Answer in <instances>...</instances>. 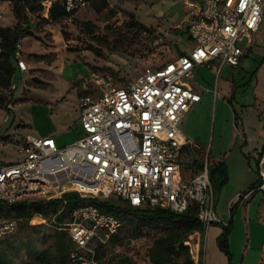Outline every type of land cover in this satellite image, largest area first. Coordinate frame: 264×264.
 I'll return each instance as SVG.
<instances>
[{"label": "rangeland", "instance_id": "374dc122", "mask_svg": "<svg viewBox=\"0 0 264 264\" xmlns=\"http://www.w3.org/2000/svg\"><path fill=\"white\" fill-rule=\"evenodd\" d=\"M0 3L1 25H26L10 1ZM97 4L60 22L45 20L47 13L31 15L32 27L24 33L20 48L28 70L18 68L11 85L0 84V160H23L26 154L21 149L30 135L53 137L60 146L78 140L83 134V80L93 72L108 71L127 83L145 67L164 65L194 47L185 22L190 11L186 0ZM247 44L248 39L240 42L244 47ZM191 81L202 101L181 126L192 140L184 150L182 166L184 174H191L198 169L193 161L201 162L209 152L212 169H216L219 219L212 224L214 256L220 264L223 259L224 264H264V190L253 191L261 180L260 149L253 147L264 136V22L240 66L226 65L220 74L217 67L198 66ZM222 162L226 178L216 168ZM61 207L57 201L54 213ZM36 217L41 220V214L31 222L37 228L19 231L0 244L27 236L39 247L45 245L44 239L49 243L47 236L55 228L52 217L35 223ZM227 228L230 253L222 247ZM102 236L96 237L97 242ZM140 241L148 242L146 238ZM109 250L121 255L130 252L120 244L110 245ZM27 261L25 252L12 258L13 264Z\"/></svg>", "mask_w": 264, "mask_h": 264}, {"label": "built area", "instance_id": "2783aa9c", "mask_svg": "<svg viewBox=\"0 0 264 264\" xmlns=\"http://www.w3.org/2000/svg\"><path fill=\"white\" fill-rule=\"evenodd\" d=\"M55 1H61L74 14L91 3L46 0V11ZM187 4L189 32L195 41L190 51L164 65L145 67L127 83L108 71L93 72L83 80V134L78 140L60 146L53 137L30 135L21 149L26 154L23 160H0V205L11 206L23 200L62 202L60 212L51 217L53 224L67 229L77 243L71 264H99L92 241L102 234L101 240L106 243L124 225L122 218L90 203L75 208L68 220H59L58 215L67 206L66 193L71 191L83 198L117 196L136 207L160 206L178 213L195 205L205 232L218 221L210 153L197 170L183 172L187 136L181 126L192 106L202 100L190 81L199 65L217 67L220 74L226 65L238 67L242 63L247 47L240 42L248 39L251 44L261 30L264 0H200ZM18 47L19 66L28 70L21 58V43ZM259 172L260 184L253 191L264 190V149ZM2 213L0 241L20 227L17 218ZM46 221L41 215V222ZM198 232L186 240L195 262L202 254Z\"/></svg>", "mask_w": 264, "mask_h": 264}, {"label": "trees", "instance_id": "16d2710c", "mask_svg": "<svg viewBox=\"0 0 264 264\" xmlns=\"http://www.w3.org/2000/svg\"><path fill=\"white\" fill-rule=\"evenodd\" d=\"M4 1H10L17 17L26 22V25L21 26L0 24V84L9 86L18 68H20L17 58L18 46L25 36L24 33L32 27L31 15L47 13L44 14L45 20L60 22L63 18L74 13L67 11L61 1H55L49 11H46L44 4L46 0H0V2ZM98 1L104 5L109 4L108 0H91L90 5H98ZM193 162L201 166L198 160ZM219 165L216 168H219L221 174L226 178L225 162ZM215 170L212 169L213 182ZM66 199L67 206L64 212L58 215L59 220H68L75 208L89 203L96 204L104 212L113 213L123 219V227L113 234L106 243L97 242L96 238L92 241L91 245L97 252L99 264H196L191 247L186 243L187 238L194 231L205 232L204 225L198 218L195 205L183 213H178L160 206L136 207L121 198L118 200L83 198L76 191L66 193ZM57 201L59 200L47 202L23 200L11 206L1 204L0 211L3 212L4 216L15 217L19 220V232L24 229L37 228L31 224L32 218L38 214L45 217L51 216L55 212L54 204ZM54 227V231L47 236L51 238V241L48 243L44 239L45 245L43 247H39L36 241L28 236L18 242L8 243L6 246L0 244V264H13V255L21 252L26 253L28 259L26 264H71L72 253L77 249V243L67 229L55 225ZM229 232L230 228H227L222 240V247L230 253ZM129 234L138 236L131 237ZM7 238L2 239L0 243ZM144 238L148 242L142 243L140 241ZM115 244L126 245L130 252L126 255L113 254L109 247ZM178 259L181 261H177Z\"/></svg>", "mask_w": 264, "mask_h": 264}, {"label": "crops", "instance_id": "0c3cea01", "mask_svg": "<svg viewBox=\"0 0 264 264\" xmlns=\"http://www.w3.org/2000/svg\"><path fill=\"white\" fill-rule=\"evenodd\" d=\"M187 1H200V0H186V3H187ZM185 22H186V25L188 26V33L190 34L189 26H190V23H191V17L189 15V13L187 15V19H186ZM246 47H247V52H248V50L252 47V43L251 44L248 43ZM185 52H187V50H185L184 52H181L180 55L185 53ZM199 66H202V65H199ZM197 68H198V66L196 67V69ZM190 83H191L194 91L199 92L196 89L197 88L196 85L193 84L192 81H190ZM201 101L197 102L196 104H194L192 106L190 111L185 116V119H184L183 123L185 122L186 118L192 117V110H193L194 106L197 105L198 103H200ZM185 135L187 136V145H188V143H192V140H190V137L186 133H185ZM249 142H250L249 138H246L245 144H248ZM257 145H259V147ZM247 146L251 148V145L250 146L247 145ZM253 148H255L257 150L260 149V153H261V151L264 149V136L260 135V138L258 140H256V144H255V146ZM218 219H219V217H218ZM212 227H213V225H211V227L208 229V232H202V231L198 232L199 239L201 241V246H202V254L200 256V261L195 262L196 264H220V260H218V258L216 256H214L215 253L213 251V247H212V244H211L212 239H213L212 238V233H211L212 232ZM217 256H219V254ZM223 264H224V259H223Z\"/></svg>", "mask_w": 264, "mask_h": 264}, {"label": "bare ground", "instance_id": "6f19581e", "mask_svg": "<svg viewBox=\"0 0 264 264\" xmlns=\"http://www.w3.org/2000/svg\"><path fill=\"white\" fill-rule=\"evenodd\" d=\"M36 219H38V220H36L35 223H40L41 222L40 218L36 217Z\"/></svg>", "mask_w": 264, "mask_h": 264}]
</instances>
